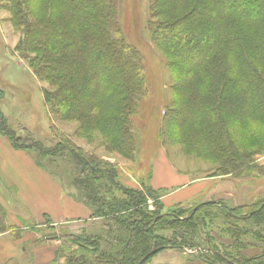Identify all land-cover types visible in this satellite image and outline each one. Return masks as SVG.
<instances>
[{
  "label": "trees",
  "instance_id": "obj_1",
  "mask_svg": "<svg viewBox=\"0 0 264 264\" xmlns=\"http://www.w3.org/2000/svg\"><path fill=\"white\" fill-rule=\"evenodd\" d=\"M10 1L14 23L22 28L19 50L26 55L34 75L52 87L42 90L49 118L90 124L124 151L123 116L132 110L142 93L144 76L138 51L125 41L118 27V0ZM149 3L151 18L157 19L151 23L154 42L176 58L174 72L184 76L175 87L166 112L171 114L167 122L176 128V137L187 151L219 160L212 176L260 173L252 154L240 152L230 133L245 121L264 123V0H149ZM100 90L109 93L102 96ZM99 107L112 113L105 117L95 115L94 109ZM0 122V133L15 148L35 147L42 153L35 141L18 143L1 113ZM75 156L88 166L91 179L84 183L86 195L82 198L72 195L90 207L91 217L108 214L114 217L125 235L135 240L131 252H136L141 238L147 245L154 243L136 263L153 249L158 252L174 248L179 252L188 250L186 256L198 257L209 264H242L210 246L208 237L204 246L202 238L182 232L179 241L172 243L166 239L167 243L162 244L165 240L153 233L154 228L163 225L174 229L178 224L198 223L199 229V224L209 223L207 214L214 202H203L184 217L174 212L150 214L136 211L133 204L144 202V195L129 189L124 191L127 200H119L113 194L108 197L114 202L108 204L105 195L110 187H119L114 173L96 168L94 159L87 154L75 151ZM103 178L108 183L95 184ZM145 190L147 196L154 192L150 186ZM218 203L222 213L235 220L228 233L238 246L242 245L239 243L244 235L264 244V201L243 215ZM127 210L129 214L125 215ZM132 212L138 216L133 217ZM5 217L0 205V233L10 229ZM43 217L48 221L46 215ZM239 220L252 221L261 227H241ZM186 236L190 237L186 240ZM121 255L122 261H128V250L124 249ZM150 257L151 254L145 260ZM262 258L264 245L260 256L246 260L264 264Z\"/></svg>",
  "mask_w": 264,
  "mask_h": 264
},
{
  "label": "rangeland",
  "instance_id": "obj_2",
  "mask_svg": "<svg viewBox=\"0 0 264 264\" xmlns=\"http://www.w3.org/2000/svg\"><path fill=\"white\" fill-rule=\"evenodd\" d=\"M149 4V0H118L117 3L118 27L125 41L138 51L144 76L142 93L134 102L132 110L123 116L125 121L123 137L126 140L124 151L118 150L107 134L101 133L90 124L56 117L49 118L42 90H50L52 87L34 75L26 55L19 50L22 28L14 23L9 11L12 5L10 0H0V113L18 143L30 144L35 141L42 148L41 154L37 148L31 149L37 161L60 181L64 191L76 195L77 198L86 195L84 183L88 184L91 172L88 166L75 156V151H79L93 158L96 168L114 173L113 178L119 187H110L108 194L105 195L108 204L114 202L108 197L113 194L119 200H127L128 195L124 191L129 189L144 195V202H134L133 207L136 211H146L150 214L174 212L184 217L199 204L214 202L216 207L210 208L207 214L209 223L203 226L199 224V229L198 223L193 226L178 224L174 229L170 225H163L161 228H154L153 233L165 240L162 244L167 243L166 239L169 242L179 241L182 232L193 238H202L204 246H207L208 237L210 246L217 248L228 258L242 261V264H256L257 262L247 261L246 258L260 256L264 244L261 240H252L244 235L241 237L243 241L239 243L242 244L240 249L241 246H238L228 233L235 220L222 213L218 202L224 203L228 208H234L235 212L243 215L264 201V123L245 121L233 128L230 133L240 152L252 154L251 157L258 169L260 168V173L252 172L242 177L229 174L218 176L217 180H213L206 187V190L211 191L208 201L201 202V198L191 202L175 203V199L163 198L161 191L154 189L150 184L151 163L162 157H166L179 167L193 166L194 177L212 175L220 162L187 151L175 135L176 128L167 122L171 118V114L166 112L174 98V89L184 80V76L180 77L174 72L176 58L154 42L151 23L157 19L151 18ZM108 93L100 90L99 94L106 96ZM102 107L109 108L108 105ZM102 107L95 108L94 114L103 117L109 115L111 111ZM71 148L75 151L72 152ZM103 182L106 183L107 180L103 178L95 184ZM149 186L154 192L147 196L145 189ZM18 204L14 186L0 172V205L6 212L5 221L10 228L5 231L9 233L7 236L9 238L0 239V264H30V242L43 241L45 238H54L58 241L54 244L55 258L51 264H150L165 258L185 264L188 259L195 258L186 256L188 250L178 252L174 248H165L147 260L145 258V261L136 263L140 255L154 243L147 245L141 238L136 252H131L135 240L131 239V235H125L118 221L110 214L94 218L96 221L89 232L71 233L43 226L35 228L34 234H29L33 237L32 240L20 242L18 238L30 231L26 228L33 227L32 224L36 223L29 222L20 215L13 217V220L10 218L9 213L13 215L19 208ZM103 208L108 213L107 207ZM128 214L129 210L125 215ZM132 215L138 216L137 212H132ZM43 220L47 225L48 221L45 218ZM238 225L255 228L256 224L252 221L246 223L239 220ZM190 236L184 238L187 240ZM10 239H15L20 244L11 247L7 242ZM126 240L129 241L128 244ZM82 244L89 246H79ZM124 249L128 250V261H122L121 254ZM180 254L187 258L180 260L178 258L181 257ZM213 258L216 261H223L219 257Z\"/></svg>",
  "mask_w": 264,
  "mask_h": 264
},
{
  "label": "crops",
  "instance_id": "obj_3",
  "mask_svg": "<svg viewBox=\"0 0 264 264\" xmlns=\"http://www.w3.org/2000/svg\"><path fill=\"white\" fill-rule=\"evenodd\" d=\"M192 168L193 166L179 167L172 164L166 157H162L157 162L151 163L150 184L154 189L161 191L163 198L175 199V203L191 202L201 198V202L208 201L211 191L206 190V187L218 177L212 175L194 177ZM0 172L14 186L19 203L14 216L9 213L10 218L13 220V217L20 215L23 219L36 223V225L32 224L33 227H27L26 229L30 231H27L28 234L25 232L18 241L32 240L33 237L30 235L34 234V229L43 226L55 230H67L71 233L89 232L96 221L91 217V209L87 204L76 200L71 193L64 191L60 181L44 165H39L32 149L15 148L1 133ZM44 215L48 218L47 225L43 223ZM7 236H9L8 232L0 233V239L7 240L9 238ZM18 241L10 239L7 242L11 247H16L20 244ZM57 242L54 238L30 242V264H51L55 258L54 244ZM180 256L178 257L180 260L188 257L182 254ZM167 259L150 262V264H179L178 261ZM185 264L209 263L195 257L185 261Z\"/></svg>",
  "mask_w": 264,
  "mask_h": 264
},
{
  "label": "water",
  "instance_id": "obj_4",
  "mask_svg": "<svg viewBox=\"0 0 264 264\" xmlns=\"http://www.w3.org/2000/svg\"><path fill=\"white\" fill-rule=\"evenodd\" d=\"M194 209H195V208H193V210H194ZM157 250H158V249H153V250H151L147 255H145V256L139 261V263L142 262L146 257H148V255H150V254L156 252Z\"/></svg>",
  "mask_w": 264,
  "mask_h": 264
},
{
  "label": "bare ground",
  "instance_id": "obj_5",
  "mask_svg": "<svg viewBox=\"0 0 264 264\" xmlns=\"http://www.w3.org/2000/svg\"><path fill=\"white\" fill-rule=\"evenodd\" d=\"M179 252V251H178ZM156 252L152 253L151 255L155 254ZM189 256V255H188Z\"/></svg>",
  "mask_w": 264,
  "mask_h": 264
}]
</instances>
